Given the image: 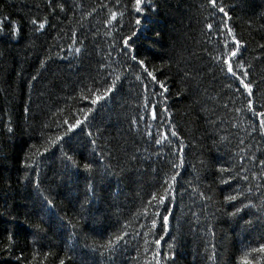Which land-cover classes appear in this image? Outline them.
Returning a JSON list of instances; mask_svg holds the SVG:
<instances>
[{
  "label": "trees",
  "instance_id": "1",
  "mask_svg": "<svg viewBox=\"0 0 264 264\" xmlns=\"http://www.w3.org/2000/svg\"><path fill=\"white\" fill-rule=\"evenodd\" d=\"M217 3L227 17L209 0H152L141 13L134 0H0V264H155L157 233L161 264H264L253 251L264 243V135L240 83L251 82L253 108L264 111V0ZM132 31V54L165 82L170 115L159 87H143V67L119 54ZM232 36L241 41L231 61L237 77L226 64ZM105 76L116 82L108 96ZM93 92L103 97L95 105ZM76 119L83 123L69 131ZM171 130L184 165L164 233L145 219V202L179 161L148 133ZM85 163L94 195L87 190L82 213ZM226 195L237 200L225 203ZM241 201L254 207L225 214Z\"/></svg>",
  "mask_w": 264,
  "mask_h": 264
},
{
  "label": "snow or ice",
  "instance_id": "2",
  "mask_svg": "<svg viewBox=\"0 0 264 264\" xmlns=\"http://www.w3.org/2000/svg\"><path fill=\"white\" fill-rule=\"evenodd\" d=\"M49 2L51 3V0H49ZM209 3L213 7L218 8L219 12L223 13L225 17L228 16V13L225 11L224 7L220 6L217 3V0H209ZM60 7L62 8L63 6L60 5ZM151 7H152V0H134V10L136 13L144 12L146 10V8H151ZM112 19L116 20V13H112ZM46 22L47 21L39 23L38 28L43 29ZM32 23L35 25L36 21L33 20ZM134 23H135V25L139 26V25H141V20L139 18H137V19H135ZM220 23L224 24V26L227 28V24L224 22L223 19H221ZM208 27L212 28V25L209 24ZM231 31H232L231 28H228L229 34H231ZM15 32H16V29L13 28L12 34L14 35ZM136 35H137L136 31H132L130 35H126V36L121 37L122 50L120 51L119 54L124 56V57H130V59L132 61L137 62L138 66L143 67V71L146 73V78H150L149 83L143 85V87L148 88L150 85H153V84L157 85L159 87V89L161 91L159 93H155V94L159 95L162 98L160 101L161 111L165 114L170 115L169 108L165 104V100L167 99L165 94L168 93V88L166 87L165 82L159 80L157 75L154 74V71L148 70V67L145 65V61L143 59H138L137 55L132 54V52L135 51V44L133 43V37H135ZM232 40H233L235 46L230 51L229 57L226 60L227 72L230 73L233 77H237V72L234 71V65L231 61H232L233 57L239 58L238 53L241 51V41L236 39L235 36H232ZM80 51H81L80 48L75 49V53H80ZM242 66L243 65H241V67ZM108 75L110 76L111 73H109ZM243 75L247 76L248 73L245 72V73H243ZM116 79H119V77H117ZM137 79H139V78H137ZM107 80H108V77L105 76L104 82L99 85L100 88L104 89V93H103L104 96H108L116 88L115 80H113L110 85L107 83ZM93 83H95V79L93 80ZM240 83L243 85V89L247 91V94L250 97L247 101L249 111L252 112L253 116H257L260 118L259 119V127L256 130H258L261 133V135H264V111L256 112L253 108L254 101H253V99H251V97L253 96L252 84H251V82H247V83L244 82L243 79L240 80ZM84 87L87 88L88 85L85 84ZM93 96H94V98L91 99V103L93 105L97 104L98 101L103 99V97L101 95H97V94H95V92H93ZM83 99L86 100V99H88V97L84 96ZM261 107H264V104H262ZM90 111H91V109L89 108L87 111L84 112L85 120H87L88 112H90ZM151 116L154 120L158 119L157 105L156 104H152ZM65 123H67V121H65ZM82 123H83L82 120L76 119L75 123L68 124L69 131L77 128ZM173 129H174V126H173ZM89 135H91V133H89ZM169 135L173 138H176V137H178V132L176 130H171L170 133H165L160 138H154V137H152L151 132L148 133V136L153 139L154 144L160 145L162 148L166 146L168 149V152L176 155V158L179 161L178 163H172L173 174L168 176V178L165 179L163 181V183H160L158 181L157 182V191L151 193L150 194L151 200L145 202V219H147L150 222V227L152 229L156 228L158 222H160L161 229L164 233H167V231L169 229V220H170V217L173 215L172 208L170 207V205H173V201L176 199L177 177L180 175L179 169H181L184 165L183 153H184V147H185L182 139H177L176 141H173L172 139H169ZM58 139H60V138L58 137ZM95 142H96L95 140L92 141L93 144H95ZM157 154L162 155V153H157ZM67 159L70 161L71 157H67ZM259 164L262 168H264V159H260ZM74 166L78 167L76 165H74ZM83 169L85 172H88L90 174V180H89V183L87 185L85 200L81 204L82 213H83V210L85 209L86 205L88 203H90V199L87 196V190H91L93 192V195H94V185L92 183V179L95 178V175H93L94 169H93L92 163L83 164ZM219 172L221 174L228 173V176L230 178H233V174L228 168L220 167ZM107 174H108L107 170L100 172V175L102 177L104 175H107ZM241 178L244 181L248 180V176H246V175L241 177ZM220 182L227 184L228 180L224 179L223 175H221ZM160 189H162V192L160 191ZM200 195L203 196L204 193H200ZM208 199H211V197H208ZM236 200H237L236 195H226L224 197L225 203H230V202L236 201ZM153 201H154V203H153ZM48 203H51V201H48ZM148 207H151L152 209H154V211H152L151 213H148L147 212ZM251 207H254V205H252V204L246 205L241 201V203L238 206H234V210L231 213L225 212V214L230 215L232 217H236L239 215V213L242 211V209L251 208ZM161 208H163L164 213H165L162 216H161ZM262 210H264V206H262ZM69 223H71V222H69ZM248 223H250V221ZM63 226H65V225H61V227H63ZM72 227H75V225H72ZM121 231H123V229H121ZM155 235H156V238L154 239L153 243L157 246V249L153 253V258H154L155 264H161V253L159 251V246L161 245V241L164 239V236L159 234V233H157ZM116 239L121 240L122 238H121V236L117 235ZM111 246H112V241L109 240L108 241V247H111ZM171 248H172V245L169 244V249L171 250ZM253 251H258L260 253H264V243H261L259 249H253ZM171 255L172 254L170 252L169 259H171ZM60 264H65V262L63 260H61ZM244 264H253V261L245 258Z\"/></svg>",
  "mask_w": 264,
  "mask_h": 264
}]
</instances>
